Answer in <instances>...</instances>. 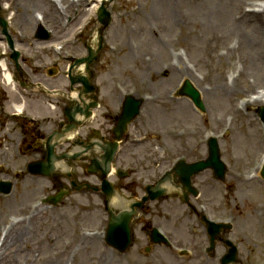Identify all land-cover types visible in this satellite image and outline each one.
<instances>
[{
    "label": "rangeland",
    "instance_id": "1",
    "mask_svg": "<svg viewBox=\"0 0 264 264\" xmlns=\"http://www.w3.org/2000/svg\"><path fill=\"white\" fill-rule=\"evenodd\" d=\"M96 2L0 0V20L7 22L22 70L21 76L14 70L0 26V62L4 59L7 67L3 71L0 66V180L10 182V192L0 193V243L5 238L0 264H212L200 253H170L164 247L142 253L145 240L136 233V223L131 248L113 251L102 239L107 214L100 194L82 188L55 205L43 202L55 185L25 171V165L42 158L44 151L41 146L29 151L23 142L33 141L42 125L57 126L60 110L68 104L45 89L69 93L68 67L74 57L86 55L90 38L96 41ZM106 9L111 21L102 32L98 58L90 64L99 107L87 125L109 122L106 118L117 111L122 93L145 97L117 166L131 171L130 181L142 183L177 157H204L205 140L212 135L226 163L227 182L235 184L230 189L216 184L217 196L208 201L212 213L223 215L230 207L235 214V203L243 217L255 203L264 202V197L254 201L251 196V191L256 196L264 192V180L258 176L264 132L254 111L262 102L250 97L264 93V0H111ZM42 28L51 35L37 38ZM50 69L55 71L49 73ZM6 73L13 84L6 83ZM184 79L199 91L203 111L178 94ZM224 82L234 88L223 91L219 87ZM15 105H21V114ZM30 116L33 121L26 118ZM75 166L77 178L92 180L81 176L80 163L72 164L73 171ZM206 176L199 175L196 185ZM166 207L159 211L158 226L171 233L174 245L192 250L197 246L188 232L192 220L181 207ZM255 207L251 213L259 216L260 208ZM151 212L156 213L152 208ZM256 215L254 230L239 218L237 225L264 241V229L259 230L264 217ZM11 228L13 233L22 231L21 238L12 239ZM253 260L264 264V253H253Z\"/></svg>",
    "mask_w": 264,
    "mask_h": 264
},
{
    "label": "flooded vegetation",
    "instance_id": "2",
    "mask_svg": "<svg viewBox=\"0 0 264 264\" xmlns=\"http://www.w3.org/2000/svg\"><path fill=\"white\" fill-rule=\"evenodd\" d=\"M106 121L109 122H102L97 127L94 124L87 125L89 121H85L82 126L79 128V131L85 132L80 133V138H78V141L76 143L80 144L81 146L84 145H92L95 143V147L90 149L87 153L89 160L91 157H94L95 155H100L101 151L96 150L97 146H100L103 142V140H110L111 139V129L113 124L116 121V114H110L108 118H106ZM132 124V123H131ZM131 124L128 126V130L130 132ZM127 130V134L124 135L121 139V143L128 144V137L129 132ZM102 138V139H101ZM75 141V140H74ZM117 152L114 155L113 164L114 161H117ZM116 170V169H115ZM116 175L112 177V181L114 182V190H118L126 195V197L130 198H136L140 199L145 193H144V184L146 183H154L158 177H160L162 174H159L157 178L153 180H145L142 183L136 181V180H129L127 177H124L122 174L121 176L114 172ZM131 174V172H130ZM207 175L206 178L201 179L199 185H196V180L199 175ZM122 180H128L127 183H123ZM93 184L98 185V180L96 178H93ZM190 182L194 186L193 189L188 188L186 186L183 187V191L181 190V185L178 180V177L175 173H170L165 181V188L166 193L163 197H156V198H150L148 196V200L141 203L139 207H135L136 214L134 215L132 221L130 222V227L133 231V237H134V229L132 225L136 223V233L139 235V238L143 237V240H145V245H142L143 252L142 253H152L156 251V249L162 250L161 248L167 246L168 244L165 243H158L155 242L158 238H161L157 233L153 231V228H155L158 231V219L159 215L161 214L160 209L168 208L166 207V204L169 205L171 208L175 206H179L182 208L184 213L189 217L190 220H192L191 223H188L190 226L188 228V232L191 235H194L195 238L193 239L195 244L197 246H194L192 250H188L186 248L178 247L174 245L173 241L171 240V233L168 232V234H165L167 239H169L172 243V245L177 248V250L173 251L170 250V248H165L170 253H200L202 257L205 259H208V261L212 262V264H219L220 259L223 255V253H228L231 249L232 245L230 243H234L236 246V253H243L244 257H242V261H239V264H253V253H264V241L259 240L258 238H255L253 235L249 234L248 231L244 229H240L237 225V218L239 220L250 223V227L253 229V224L257 221L253 220V216L256 215L254 213H251L254 206L255 210L256 208H260V215H256L258 217H264L263 207L262 205L264 202H257L251 207L250 210L246 211L243 217H239L241 215V211L243 210L237 205L233 204V214L230 210V207L227 208V211H225L222 214H213L209 205L208 201L209 199L215 198L217 196L216 188H218L216 184L222 182L218 181L212 174V172L206 170L201 171L197 174H190ZM181 186V187H180ZM210 187V188H209ZM222 187L226 189L235 188L234 182L228 183L225 185H222ZM209 188V189H208ZM208 189V190H207ZM204 190H207L204 192ZM195 191V192H194ZM109 193L111 191L108 190ZM139 192V193H138ZM209 193V194H208ZM103 194V193H102ZM209 195V197H208ZM238 196L231 197L230 199H236ZM247 198V196H246ZM254 201L258 200L256 199V196L252 197ZM104 199V206L107 202V197L105 194H103ZM114 203H117L118 205H115L112 207V209L117 213L120 210H123L124 208H127V206L123 202H118L114 200ZM242 203H245V200L242 199ZM213 206H216L214 204ZM156 211V213H149L150 209ZM178 208V207H177ZM158 217H156V215ZM173 215V214H172ZM223 216H226L227 218H231L232 216H235V226L231 224L230 229L223 233L221 231V228H218V230L209 231V221H215L218 222L222 220ZM108 223V213H107V220L106 224ZM154 229V230H155ZM264 229V224L261 222L260 229ZM254 230V229H253ZM261 241L262 243L259 245L256 240ZM243 240H247L246 244H244ZM171 245V246H172ZM170 246V245H168ZM167 246V247H168ZM245 253H247V256H245ZM207 262V261H206Z\"/></svg>",
    "mask_w": 264,
    "mask_h": 264
},
{
    "label": "water",
    "instance_id": "3",
    "mask_svg": "<svg viewBox=\"0 0 264 264\" xmlns=\"http://www.w3.org/2000/svg\"><path fill=\"white\" fill-rule=\"evenodd\" d=\"M108 13L105 11L104 8H101L100 14H99V21L104 25H106L108 23ZM100 31V30H99ZM100 41L101 38L98 37V48L100 47ZM97 56V50H92L89 49V55L86 58H82V59H78L74 62V64H79L81 62H85V72L87 73V77L85 75H81L78 74L76 75V78L80 81H82L83 85H84V89L83 91H87L89 90L90 86L88 83V78H90V76H92L91 71L88 68L89 63L95 59ZM70 80L71 82L76 81L74 77L70 76ZM181 93L186 94L187 96H189L192 101L199 107V108H203L202 102L199 99V94L198 92L188 83L185 82L183 89H181ZM93 103H91L92 105ZM89 106V105H88ZM140 106V100L139 99H134L130 96H127L122 104V113H121V117L122 119L120 120V125H124V123L126 121H128L129 119L132 118L133 114H135L138 111V108ZM87 106H85L86 108ZM257 114L259 115L261 121L264 124V105L258 107L256 109ZM72 126V124L69 126V128ZM61 134H58V137H60ZM53 146L54 144H50L48 142L47 144V149H48V156L46 158V161L44 162H40L39 164H33L31 166L28 167V169L30 171L33 172H39L41 174H49L50 171L53 169L54 166V160L57 159L58 157L54 156V152H53ZM209 146V156L208 159H206V161H199L197 163H195L193 165V168H195V171L199 170L200 167H202L204 164L207 163H214L216 161H219V150L217 147V143L216 140L214 138H211L209 140L208 143ZM113 146H111L110 150L105 149V154L103 156V162L101 164L98 163V161H96V165L101 167V171L102 174L105 173L107 167H108V162L111 158V152H112ZM61 158V157H60ZM62 195V193H58L55 196L50 197V201L52 202H56V200ZM113 219H116L115 217H112ZM124 218L127 220L128 215L126 214L124 216ZM112 219V220H113ZM113 240V239H111ZM228 260H233V253H229L223 260V263L228 262Z\"/></svg>",
    "mask_w": 264,
    "mask_h": 264
},
{
    "label": "bare ground",
    "instance_id": "4",
    "mask_svg": "<svg viewBox=\"0 0 264 264\" xmlns=\"http://www.w3.org/2000/svg\"><path fill=\"white\" fill-rule=\"evenodd\" d=\"M250 15H256V14H250ZM211 42H215V41L211 40ZM0 64H1L2 69L5 70V67H4L5 64H4V62L1 61ZM185 74L187 75L188 73L186 72ZM4 79H5L8 83H11V84L13 83L12 78H11V76H10L9 74H5V75H4ZM217 87H218V86H217ZM227 87H228L230 90H232V89L234 88V86L231 87V86H230L229 84H227L226 82H224L223 86H222V87H219V88L222 89L223 91H226V90H227ZM255 96H256V97H259V98H260V101H263V102H264V99H263V97H262L261 94H256ZM256 97H254V98H256ZM15 106H17L16 109H18V110L21 109V105H15ZM252 192H253V191H252ZM253 196H256L254 192H253ZM262 197H264V192L261 191V190H259V191H258V194H257V196H256V199H257V198H262ZM9 235L11 236L12 239L16 240V239L21 238V236H22V231H19V232H18V231H14V233H13L12 228H11ZM4 243H5V238H4L3 245H4ZM3 245H2V242H1V246H2L1 248L4 247Z\"/></svg>",
    "mask_w": 264,
    "mask_h": 264
}]
</instances>
